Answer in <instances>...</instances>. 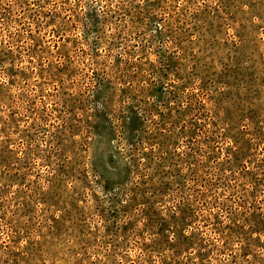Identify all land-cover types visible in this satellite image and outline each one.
Segmentation results:
<instances>
[{
	"label": "rangeland",
	"instance_id": "obj_1",
	"mask_svg": "<svg viewBox=\"0 0 264 264\" xmlns=\"http://www.w3.org/2000/svg\"><path fill=\"white\" fill-rule=\"evenodd\" d=\"M0 264H264V0H0Z\"/></svg>",
	"mask_w": 264,
	"mask_h": 264
}]
</instances>
